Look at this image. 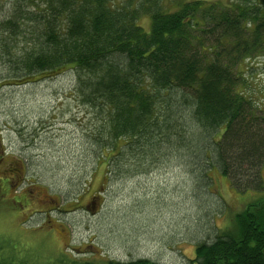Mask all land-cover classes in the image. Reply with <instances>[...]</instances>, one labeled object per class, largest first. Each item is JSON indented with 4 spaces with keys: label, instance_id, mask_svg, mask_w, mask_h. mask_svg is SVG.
Listing matches in <instances>:
<instances>
[{
    "label": "trees",
    "instance_id": "1",
    "mask_svg": "<svg viewBox=\"0 0 264 264\" xmlns=\"http://www.w3.org/2000/svg\"><path fill=\"white\" fill-rule=\"evenodd\" d=\"M12 9L0 23L7 82L72 70L75 98L101 124L93 136L104 163L138 154L145 169L182 149L200 180L216 170L241 194L264 191V104L245 68L264 56V0H16ZM189 264H264V200Z\"/></svg>",
    "mask_w": 264,
    "mask_h": 264
},
{
    "label": "rangeland",
    "instance_id": "2",
    "mask_svg": "<svg viewBox=\"0 0 264 264\" xmlns=\"http://www.w3.org/2000/svg\"><path fill=\"white\" fill-rule=\"evenodd\" d=\"M15 1L0 0V23ZM245 68L263 105L264 56ZM9 73L0 44V264H189L199 244L233 232L236 215L264 200L216 170L200 180L182 149L163 150L145 169L138 154L108 165L93 136L101 124L75 98L72 70L20 86Z\"/></svg>",
    "mask_w": 264,
    "mask_h": 264
},
{
    "label": "flooded vegetation",
    "instance_id": "3",
    "mask_svg": "<svg viewBox=\"0 0 264 264\" xmlns=\"http://www.w3.org/2000/svg\"><path fill=\"white\" fill-rule=\"evenodd\" d=\"M9 178H10V177H9ZM20 184H21V183H20ZM12 187L15 188V185L12 184L11 181H10V183L8 184V188L12 189ZM52 201L54 202V199H52ZM58 210H60V209H59V207H58V205H57V206L53 207L52 209H50L49 212L58 211ZM17 211H18V214H19V213H24L23 211H19V210H17Z\"/></svg>",
    "mask_w": 264,
    "mask_h": 264
},
{
    "label": "bare ground",
    "instance_id": "4",
    "mask_svg": "<svg viewBox=\"0 0 264 264\" xmlns=\"http://www.w3.org/2000/svg\"><path fill=\"white\" fill-rule=\"evenodd\" d=\"M105 23V22H104ZM240 55V54H239Z\"/></svg>",
    "mask_w": 264,
    "mask_h": 264
}]
</instances>
